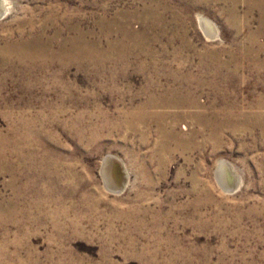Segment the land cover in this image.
<instances>
[{
  "label": "rangeland",
  "instance_id": "1",
  "mask_svg": "<svg viewBox=\"0 0 264 264\" xmlns=\"http://www.w3.org/2000/svg\"><path fill=\"white\" fill-rule=\"evenodd\" d=\"M3 4L0 264H264V0Z\"/></svg>",
  "mask_w": 264,
  "mask_h": 264
},
{
  "label": "bare ground",
  "instance_id": "2",
  "mask_svg": "<svg viewBox=\"0 0 264 264\" xmlns=\"http://www.w3.org/2000/svg\"><path fill=\"white\" fill-rule=\"evenodd\" d=\"M5 11H7L6 10V7L4 6V4H3V0H0V17L5 13ZM201 26H202V28L204 29V31L205 32H207L209 35H211V36H214V34H215V32H216V28H215V25H214V23L210 20V19H208V18H206V17H201ZM216 35V34H215ZM172 97V96H171ZM171 97H169V98H171ZM174 97V96H173ZM172 97V98H173ZM177 99V98H176ZM175 99V100H176ZM162 100V99H161ZM166 100V99H165ZM170 100V99H169ZM164 101V100H163ZM161 101V102H158V101H154V103H149V104H151L152 106L153 105H155V104H157V105H171V106H180L181 104H182V101H169V102H167L168 100H166V101ZM167 103H169V104H167ZM149 106V105H148ZM165 114V113H164ZM152 115V114H151ZM158 115V114H157ZM156 115V116H157ZM146 116V115H145ZM144 116V117H145ZM154 116V115H153ZM160 116V115H159ZM158 116V117H159ZM149 117V116H148ZM161 117V116H160ZM171 134V133H170ZM173 135V134H172ZM175 135V134H174ZM173 135V136H174ZM171 138V137H170ZM173 138V137H172ZM174 139H176V138H174ZM177 140V139H176ZM179 142H181V139L180 140H178ZM183 143H185L184 141H183ZM182 142H181V145L183 144ZM180 144V143H179ZM106 161V160H105ZM111 162H110V165H109V167L106 169V171H105V173L107 172V170H111V172L113 173V168H110V167H112V166H114V164H113V161L112 160H110ZM106 162H109V159L106 161ZM115 168H116V166H114ZM117 169V168H116ZM218 177H219V179H220V181L224 184V186H225V184L227 185V186H232L235 182V179H234V176H233V173H232V171H231V168L229 167V165L227 164V163H225V162H221L220 163V165H219V167H218ZM116 171V170H115ZM121 172H120V175H119V170L117 169V172H116V174H113L112 176H113V178L117 181V179H119L118 181H117V183L118 184H120V183H122L121 182ZM121 177V178H120ZM113 178H112V180H113ZM111 182V180H109V183Z\"/></svg>",
  "mask_w": 264,
  "mask_h": 264
},
{
  "label": "water",
  "instance_id": "3",
  "mask_svg": "<svg viewBox=\"0 0 264 264\" xmlns=\"http://www.w3.org/2000/svg\"><path fill=\"white\" fill-rule=\"evenodd\" d=\"M109 165V164H108ZM116 168L120 171V168L119 167H117V165H116Z\"/></svg>",
  "mask_w": 264,
  "mask_h": 264
}]
</instances>
